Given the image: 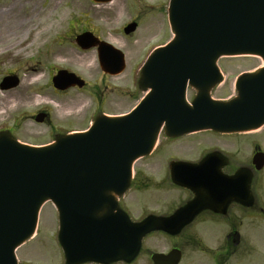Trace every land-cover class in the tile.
Wrapping results in <instances>:
<instances>
[{"label": "flooded vegetation", "instance_id": "obj_1", "mask_svg": "<svg viewBox=\"0 0 264 264\" xmlns=\"http://www.w3.org/2000/svg\"><path fill=\"white\" fill-rule=\"evenodd\" d=\"M168 2L87 0L83 26H78L82 21L76 18L63 33L55 31L48 37V49L41 53L47 73L37 88L48 101L25 112V120L46 126L45 135L51 141L87 128L100 116L122 114L126 106L137 102L141 91L134 81L144 57L171 38ZM120 18L126 20L114 26ZM129 23L134 24L132 31L125 30ZM83 33L89 37L87 47L76 43ZM140 47L145 53L141 61L142 54L136 59ZM62 70L83 80L82 85H55L53 78ZM186 92L191 99L194 90L187 86ZM199 135L200 139L195 137ZM256 141L252 144L250 136L208 130L177 136L161 131L153 151L133 163L127 191L111 193L108 202L94 212L74 213L69 224L71 256L97 250L101 242L120 255L125 226L149 227L133 255L68 261L60 242L59 211L50 203L59 254L48 255V241L38 235L46 225L42 222L44 226L38 225L33 238L19 248L25 247L26 252L18 264H155L154 258L169 256V264H263L264 165L256 169L253 164L254 154L263 147ZM188 173L196 187L174 180Z\"/></svg>", "mask_w": 264, "mask_h": 264}, {"label": "water", "instance_id": "obj_2", "mask_svg": "<svg viewBox=\"0 0 264 264\" xmlns=\"http://www.w3.org/2000/svg\"><path fill=\"white\" fill-rule=\"evenodd\" d=\"M169 21L174 37L144 65L140 84L150 91L129 114L100 118L87 132L43 147L0 133V264H16L14 250L33 234L46 200L60 210L70 255L67 236L73 214L86 209L81 204L93 211L102 207L109 191L124 192L132 162L149 153L162 126L176 135L200 129L242 131L264 124V67L238 78L237 96L229 101L212 100L208 94L221 79L215 63L220 56L248 54L264 61V0H171ZM86 41L85 35L78 40L81 45ZM71 76L63 73L56 79L73 85L77 81ZM187 82L198 90L191 105L184 99ZM17 84L18 78L8 75L0 89ZM254 163L258 167L263 160ZM188 176L177 181L196 187ZM138 237L135 228L125 227L122 254L95 253L104 246L101 242L97 250L75 257L127 259ZM155 264L168 263L155 259Z\"/></svg>", "mask_w": 264, "mask_h": 264}, {"label": "rangeland", "instance_id": "obj_3", "mask_svg": "<svg viewBox=\"0 0 264 264\" xmlns=\"http://www.w3.org/2000/svg\"><path fill=\"white\" fill-rule=\"evenodd\" d=\"M87 11V0H0V80L9 72L20 79V84L15 89L0 91V129L11 127V135L20 142L44 144L50 141L45 135L47 127L36 126L30 120H25L22 113H30L39 104L48 101L37 89L39 79L47 73L48 64L41 58V53L48 49L51 42L48 37H52L55 31L63 33L69 22L74 24L76 18L82 21L78 26H83ZM125 20L116 19L114 26ZM142 50V47L138 49L136 59L141 56ZM218 65L223 79L212 88L210 96L217 100H229L237 95L234 86L236 78L243 72L255 71L261 66V61L251 56L221 57ZM134 103L126 106L124 111ZM49 104L53 106L52 103ZM202 134L205 135L203 138H208L206 133ZM235 135L250 136L252 144L256 140L261 141L264 151V126L248 135ZM195 137L201 138L200 135ZM54 216L52 206L47 203L40 215L39 228L44 226L42 222L46 225L38 235L48 241L49 256L59 254L54 240ZM25 252V247L19 249L18 258H22Z\"/></svg>", "mask_w": 264, "mask_h": 264}, {"label": "bare ground", "instance_id": "obj_4", "mask_svg": "<svg viewBox=\"0 0 264 264\" xmlns=\"http://www.w3.org/2000/svg\"><path fill=\"white\" fill-rule=\"evenodd\" d=\"M263 63V62H262ZM252 132H257V130L256 131H252Z\"/></svg>", "mask_w": 264, "mask_h": 264}]
</instances>
